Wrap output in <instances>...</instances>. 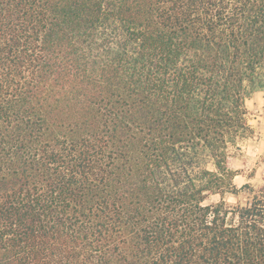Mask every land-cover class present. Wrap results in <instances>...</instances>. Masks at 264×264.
Returning a JSON list of instances; mask_svg holds the SVG:
<instances>
[{
	"label": "trees",
	"instance_id": "trees-1",
	"mask_svg": "<svg viewBox=\"0 0 264 264\" xmlns=\"http://www.w3.org/2000/svg\"><path fill=\"white\" fill-rule=\"evenodd\" d=\"M260 87L264 0H0V264H264Z\"/></svg>",
	"mask_w": 264,
	"mask_h": 264
},
{
	"label": "rangeland",
	"instance_id": "rangeland-1",
	"mask_svg": "<svg viewBox=\"0 0 264 264\" xmlns=\"http://www.w3.org/2000/svg\"><path fill=\"white\" fill-rule=\"evenodd\" d=\"M245 105L252 132L230 148L229 166L238 173L234 179L237 186L251 183L260 187L264 185V87L255 90ZM226 197L230 202L236 201L232 195ZM218 199V195H212L209 201Z\"/></svg>",
	"mask_w": 264,
	"mask_h": 264
}]
</instances>
